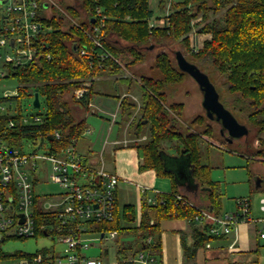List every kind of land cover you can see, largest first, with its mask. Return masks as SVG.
Wrapping results in <instances>:
<instances>
[{
  "label": "trees",
  "instance_id": "16d2710c",
  "mask_svg": "<svg viewBox=\"0 0 264 264\" xmlns=\"http://www.w3.org/2000/svg\"><path fill=\"white\" fill-rule=\"evenodd\" d=\"M76 3L75 6L66 7V13L79 20L75 24L64 17L46 18L41 10L39 21L42 30L48 32L40 33L36 40L38 56L25 66L4 65L7 74L2 79H15L19 84L16 96L0 98V103L14 104L18 111V115L12 118L15 120L14 127L8 128L11 118H0L1 136L11 147L21 148L25 141H29L45 148V153L57 156L69 147H75L87 129L86 121L80 118L78 110L86 112L89 109L91 95L95 94V77L106 71L117 73L126 55L133 57L126 66L144 61L145 50L153 43L181 40L188 50L189 35L194 29L211 38L205 40L201 50L192 53L193 57L200 61L210 60L215 69L227 76V90L231 95H236L235 104L253 111L249 117L251 123L264 127V0L171 2V12L165 17L166 24L162 27L150 26V20L154 17L150 0H76ZM162 4L164 0H160V6ZM95 29L98 30L97 37L101 39L102 48L97 47L92 40ZM107 53L110 56L102 60ZM152 69L158 72L159 78H140V106L125 97L120 109L122 119L130 122L137 137L147 133V139L137 146L142 153L139 170H153L157 177H166L171 182L172 190L157 195L154 204L143 196L139 220L135 206L126 205L120 209L116 203V220L93 223L92 228L99 234L111 231L118 233V257L140 251L143 248L142 241L152 237V253L160 263L162 221L183 218L195 223L198 214L196 208L188 204V200L178 196L174 174L165 169L161 157L164 143L175 142L180 151L189 155L194 179L211 190V210L219 215L223 203L220 189L210 176L211 167L204 165L201 160L203 140L197 132L186 135L179 132L171 116L172 112L180 114L183 105L166 104V88L178 84L186 74L178 69L165 52L156 56ZM124 81L131 89L133 80L125 78ZM84 83L91 85L85 95L77 99L73 92ZM35 93L39 94L40 102L43 100L45 103L46 117L40 124L24 125L20 121L23 102H33ZM137 109L141 116L139 120L133 115ZM258 115L263 118L258 119ZM201 121L202 118H198L195 123L200 124ZM57 132L60 138L55 136ZM204 134H210V128ZM37 215L43 224L52 223L50 213L37 210ZM46 235L49 233L45 232L42 236ZM125 235L131 241L122 242L121 237ZM193 237V247L186 250L188 258H192L199 248L222 238L210 234L207 225L194 230ZM37 253H41L46 262L53 263L56 257L50 249ZM107 255L108 250L105 249L101 256L104 258ZM25 256L31 254L7 253L0 247V261L17 260Z\"/></svg>",
  "mask_w": 264,
  "mask_h": 264
},
{
  "label": "built area",
  "instance_id": "2783aa9c",
  "mask_svg": "<svg viewBox=\"0 0 264 264\" xmlns=\"http://www.w3.org/2000/svg\"><path fill=\"white\" fill-rule=\"evenodd\" d=\"M47 8L48 4L42 0H0V79L6 75L4 65L25 66L38 56L36 40L42 31L39 16L40 11L46 12ZM153 18L150 20L151 27L166 24L165 18L152 21ZM97 33L95 29L92 40L97 47L102 48ZM109 56L105 54L102 60ZM90 85L84 83L73 92L74 96L82 98ZM17 115L16 105L0 103V118H11L8 128L15 126L12 118ZM20 121L24 125H36L42 122V118H21ZM55 136L60 138L59 132ZM30 145L37 146L31 142ZM46 173L53 183L59 185L62 193L43 197L37 193L41 176ZM119 179L117 174L85 167L74 146L60 156L27 152L24 145L21 148L11 147L0 133V244L15 239L38 238L48 232L46 237L58 238L65 245V261L54 253L56 257L53 263H47L44 256L37 253L17 260L0 261V264H112L102 256L91 257L86 253L90 248L87 236L97 234L100 241L118 238L116 231L107 234L94 232L92 224L116 220L115 193ZM188 204L198 211L194 219L196 223L207 225L210 234L216 237L230 235L239 223L253 222L260 225L259 238L264 239V217L257 220L253 218L249 198L237 200L239 211L235 214L218 215L210 209L198 208L192 202ZM260 205L264 212V198ZM37 210L50 213L52 223L43 224L38 219ZM142 246L138 252H130L124 257L116 256L113 264H160L152 253L153 238L143 240Z\"/></svg>",
  "mask_w": 264,
  "mask_h": 264
},
{
  "label": "rangeland",
  "instance_id": "374dc122",
  "mask_svg": "<svg viewBox=\"0 0 264 264\" xmlns=\"http://www.w3.org/2000/svg\"><path fill=\"white\" fill-rule=\"evenodd\" d=\"M46 1L48 8L46 12L44 11V16L46 18L64 17L71 24L79 22L74 18H71L66 13V7L75 6L76 0H42ZM184 0H164V5L160 6V0H150L151 9L154 12V18L152 21L159 18H165L171 12V2L182 3ZM200 20V19H198ZM197 20V21H198ZM48 30L43 29L41 33L45 34ZM189 49L187 46L182 44L181 40L171 42L165 41L163 43H153L145 50L146 56L144 61H138L134 64L126 63L131 62L133 57L126 55V59L120 62V69L117 73H111L106 71L103 75H115L116 77H121L122 75L128 80L132 81L134 85L131 89H128L126 84L121 83L120 93L114 88V85L106 83V81H98L96 85V90L100 91L99 86L103 87V91L108 93L109 97L105 98L107 100L108 108L106 109L108 114L103 113V110L99 107H94L98 109V115L105 118V120L100 118L91 117L89 119V124L92 126V134L94 139V144L96 150L100 151L102 145L104 144L105 138L107 139L112 133L110 127L112 124L107 121V119L112 120V115L115 114L122 119V113H118V98L121 95L123 98L128 97L134 101L138 106L141 104L142 89L140 86V78L142 76H148L153 78H159V74L153 71V66L155 58L157 55L165 52L170 55L173 63L174 51L180 50L186 56L188 61L195 63L204 73H206L220 94L221 102L230 109L242 124H245L247 128L250 129L249 139H241L235 141L232 144L227 143L219 133V126L209 121L205 116V111L202 107L203 95L200 91L196 82L190 78L188 75H184L182 80L175 85H169L166 90V104L169 106L171 104H182L183 109L180 114L171 113V116L175 119L176 127L179 132L186 135L189 132H197L202 141L201 154L202 163L211 167V177L212 180L217 184L218 189H220L221 195V209L224 213L235 214L239 211L237 206V200L242 198H249L252 203V216L255 220L264 217V212L260 209V201L264 198V130L261 125H254L251 123L249 117L252 116L253 111L250 109H244L241 106L235 104L236 95H231L227 90V76L220 73L212 65L210 60H197L193 57L192 53H196L201 50L205 40L211 38L210 35L199 34L197 29H194L189 35ZM3 64L1 65V68ZM7 74V70L4 69ZM101 76V75H99ZM97 76V77H99ZM95 77V78H97ZM137 81V82H136ZM105 83V85H104ZM139 83V84H138ZM19 84L15 79H0V98L14 97L17 95V88ZM96 94V93H95ZM125 95V96H124ZM97 98L99 97L96 96ZM122 98V99H123ZM112 100V101H108ZM100 102V98L97 99ZM122 101V100H121ZM5 103V102H4ZM8 103V102H7ZM5 103V104H7ZM90 110V106H89ZM91 114V113H90ZM133 115L140 119V114L138 109L134 110ZM40 116L42 119L46 117V106L42 100L41 106L35 108L32 105L31 100H26L23 102V110L21 113V118L24 120L28 118L31 120L33 117ZM91 116H93L91 114ZM198 118H202L200 124L195 123ZM258 119L263 118L262 115L257 116ZM107 121V122H106ZM32 122V121H30ZM195 123V124H194ZM210 128V134L205 135L206 129ZM115 132V129L113 130ZM24 149L27 152H44L45 148L37 145H30L29 141H25ZM46 144V143H45ZM43 144L44 146H46ZM83 144L80 142L79 151L83 149L81 147ZM162 150V156L168 168L176 169L174 164V159L172 153H177L180 148L177 143H164ZM257 180L261 181V187H256ZM165 181L171 184L170 180L165 178H159L158 186L164 185ZM164 183V184H163ZM171 189V185H170ZM37 193L41 197L48 195H58L62 193V189L59 185L53 183L47 176V173L41 176L40 185L37 186ZM207 195V194H206ZM209 200V194L207 195ZM132 197H128L130 199ZM129 202L136 203L132 198ZM210 202V200H209ZM90 248L86 253L91 257L101 256L103 251L108 250V255L105 258L110 263L116 262V240H104L100 241L97 234H90L87 236ZM130 240L126 235L121 237V241ZM264 245V240L261 241ZM0 247L4 252L15 253L23 252L27 254H35L43 249H50L55 252L56 255L64 259V249L65 245L58 240V238H51L46 236H40L38 238H31L25 240H9ZM260 264H264V249L259 252Z\"/></svg>",
  "mask_w": 264,
  "mask_h": 264
},
{
  "label": "crops",
  "instance_id": "0c3cea01",
  "mask_svg": "<svg viewBox=\"0 0 264 264\" xmlns=\"http://www.w3.org/2000/svg\"><path fill=\"white\" fill-rule=\"evenodd\" d=\"M125 78L123 75L116 77L108 74L94 78V92L96 94L91 95L90 110L88 109L86 112L82 109L78 110L80 111V118L86 121L87 129L83 137L75 143V150L81 156L85 167L95 171L104 170L120 177L115 193L118 206L120 209L126 205L135 206L139 220L143 196L148 199V202H152L156 200L157 195L167 194L172 190V185L166 181L165 184L163 183L164 185L158 186L159 177L155 171L141 172L139 170L140 165H142V153L137 146L147 139V133L137 137L133 130L134 127L130 126V122H124L123 119L119 121L117 115L113 114L112 120L107 119L112 124L110 127L112 133L107 139L105 138L101 150L98 151L95 148L94 139L91 137L93 136L92 126L89 124L91 117L105 120L104 117L98 115V109H94V107L97 106L103 110V113L108 114L106 110L108 105L105 102L107 100L104 99L111 96L103 91L102 86H99L100 91H97L95 84L101 79L100 81L113 84L115 90L120 93L121 83L126 84L127 88L130 89V85L124 81ZM98 95L100 102L97 101L96 96ZM119 96L117 107L120 114V104L123 97ZM114 129L115 132H113ZM80 142L83 144L81 146L83 149L79 151ZM182 155L180 150L177 153H172V157L178 159ZM189 170L191 171V168ZM177 186L180 198L194 203L198 208L211 210L207 197L211 190L204 189L208 187L201 186L197 181L180 183ZM128 197H132L136 203L129 202L132 198L127 199ZM222 213L224 212L221 209L219 214ZM202 227L203 225L196 223V221L192 223L189 219L183 218H171L162 221L160 264H260L259 252L262 248L264 249V245L261 244L262 239L259 238L258 234L260 225L253 222L237 224L230 235L208 243L205 247L196 250L192 258H188L186 250L188 251L194 245V230L202 229Z\"/></svg>",
  "mask_w": 264,
  "mask_h": 264
},
{
  "label": "water",
  "instance_id": "95a60500",
  "mask_svg": "<svg viewBox=\"0 0 264 264\" xmlns=\"http://www.w3.org/2000/svg\"><path fill=\"white\" fill-rule=\"evenodd\" d=\"M174 60L178 69L190 76V78L196 82L200 91H202V107L205 111V116L209 121H212L219 126L221 135L226 136V142L232 144L244 137H248L250 133L249 128H247L246 125L240 123L235 115L221 102L220 94L210 77L204 73L195 63L188 61L186 56L180 50L174 51ZM32 105L35 108H39L41 106L38 93L34 94ZM182 154L183 155L179 157V159L173 157L174 164L176 166V169L173 170L172 168L167 167L161 152V157L165 163V169L174 174L177 184L195 182L196 180L192 175L190 157L183 151ZM189 168H191V171ZM256 187H261L260 180H257ZM204 189L210 191V188Z\"/></svg>",
  "mask_w": 264,
  "mask_h": 264
},
{
  "label": "flooded vegetation",
  "instance_id": "af4514ba",
  "mask_svg": "<svg viewBox=\"0 0 264 264\" xmlns=\"http://www.w3.org/2000/svg\"><path fill=\"white\" fill-rule=\"evenodd\" d=\"M230 110V109H229ZM231 111V110H230ZM232 112V111H231ZM233 113V112H232ZM234 114V113H233ZM235 115V114H234ZM235 117H236V115H235ZM237 118V117H236ZM238 119V118H237ZM238 121H239V119H238ZM240 122V121H239ZM241 123V122H240ZM245 125V124H244ZM250 130V129H249ZM219 133H220V129H219ZM220 135H221V133H220ZM249 135H250V133H249ZM249 135H248V137H244V138H242V139H246V140H248L249 139ZM221 137L225 140V137L226 136H222L221 135ZM241 140V139H240ZM226 141V140H225Z\"/></svg>",
  "mask_w": 264,
  "mask_h": 264
}]
</instances>
